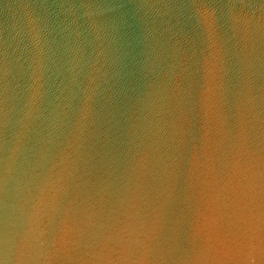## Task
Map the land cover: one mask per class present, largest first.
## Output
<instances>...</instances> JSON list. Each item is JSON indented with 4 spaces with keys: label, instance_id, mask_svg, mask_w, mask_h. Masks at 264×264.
Listing matches in <instances>:
<instances>
[{
    "label": "water",
    "instance_id": "obj_1",
    "mask_svg": "<svg viewBox=\"0 0 264 264\" xmlns=\"http://www.w3.org/2000/svg\"><path fill=\"white\" fill-rule=\"evenodd\" d=\"M264 264V0H0V264Z\"/></svg>",
    "mask_w": 264,
    "mask_h": 264
},
{
    "label": "clouds",
    "instance_id": "obj_2",
    "mask_svg": "<svg viewBox=\"0 0 264 264\" xmlns=\"http://www.w3.org/2000/svg\"><path fill=\"white\" fill-rule=\"evenodd\" d=\"M4 256H5V259H4L3 264H9V260L12 258V245L9 243L7 239L5 240ZM20 259H21V256L15 257L17 264H19Z\"/></svg>",
    "mask_w": 264,
    "mask_h": 264
}]
</instances>
